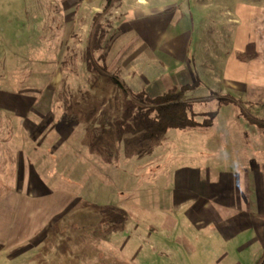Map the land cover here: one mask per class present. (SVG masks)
<instances>
[{"label": "rangeland", "instance_id": "1", "mask_svg": "<svg viewBox=\"0 0 264 264\" xmlns=\"http://www.w3.org/2000/svg\"><path fill=\"white\" fill-rule=\"evenodd\" d=\"M118 1L104 3L91 52L95 13L82 0H0V264H201L185 263L173 230L181 178L264 155V126L247 118L264 123V0H167V15L137 13L124 41L113 39L127 14ZM164 16L180 32L168 44L180 74L142 51ZM90 53L108 75L87 68ZM197 80L191 117L218 111L214 127L123 130L126 88L157 97ZM165 243L172 259L154 257Z\"/></svg>", "mask_w": 264, "mask_h": 264}, {"label": "crops", "instance_id": "2", "mask_svg": "<svg viewBox=\"0 0 264 264\" xmlns=\"http://www.w3.org/2000/svg\"><path fill=\"white\" fill-rule=\"evenodd\" d=\"M194 1V6L205 8L208 5L204 0ZM114 2L120 1L111 0L109 4L107 0H82V5L94 11L95 18L96 14L103 15L100 11L104 3V7L107 3L110 7ZM166 2L167 0H121L127 14L122 19L121 30L113 39L133 40L138 34L134 26L137 13L146 9L147 15L156 17L164 12L165 7L175 4L166 5ZM160 21L152 31L151 43L145 45L142 51L153 61L162 63L160 72L180 74V71L185 70L184 59L178 57L177 49L168 45L180 32L176 30L177 25L171 24L170 18L160 17ZM165 43L166 48L163 50ZM142 51L138 48L130 53L132 59L127 64L128 71H132L130 86L135 84L132 79L135 76L136 60ZM171 82L169 88L177 86ZM215 119L211 126L205 128L214 127ZM248 122L253 124L251 119ZM259 156L258 159L248 160L243 167L236 164L224 166L222 162L216 161L213 165L203 167L208 170L206 175L197 168V173L181 178L180 191L174 192L172 196L175 206L170 214L178 216H173L176 225L173 230L181 232L179 245L183 248L181 253L185 257V263L191 262L193 256H196L201 264H258L264 253V155ZM39 181L44 184L41 178ZM158 246L159 249L153 251L154 257L160 258L165 253L167 258L172 259L175 252L167 243Z\"/></svg>", "mask_w": 264, "mask_h": 264}, {"label": "trees", "instance_id": "3", "mask_svg": "<svg viewBox=\"0 0 264 264\" xmlns=\"http://www.w3.org/2000/svg\"><path fill=\"white\" fill-rule=\"evenodd\" d=\"M111 0H107L110 4ZM109 5L107 3L106 8ZM101 13L96 14L95 27L93 32L92 49L98 50L101 47L100 39L102 32L104 31L100 22ZM88 56L87 68L90 71L100 70L97 64L93 61L91 53ZM103 74L108 75L105 70H100ZM99 71V72H100ZM199 85V80L192 84H185L181 87L172 86L168 91L160 96L152 97L146 91L134 93L130 89L126 88V98L129 101L124 114L123 130H127L132 127L130 120L141 124L146 129V138H158L164 135L169 129H185L188 127H208L211 126L218 111L210 112L206 118L202 121H196L194 117H191L190 111L193 110V103L186 99V92L194 90ZM232 98H221L222 103H229ZM252 123L264 126V123L260 120L251 118ZM249 119V120H250Z\"/></svg>", "mask_w": 264, "mask_h": 264}, {"label": "built area", "instance_id": "4", "mask_svg": "<svg viewBox=\"0 0 264 264\" xmlns=\"http://www.w3.org/2000/svg\"><path fill=\"white\" fill-rule=\"evenodd\" d=\"M258 264H264V253H263L262 257L260 258Z\"/></svg>", "mask_w": 264, "mask_h": 264}]
</instances>
